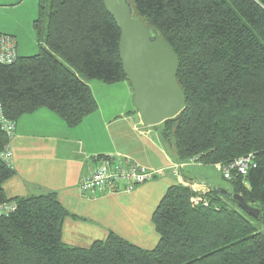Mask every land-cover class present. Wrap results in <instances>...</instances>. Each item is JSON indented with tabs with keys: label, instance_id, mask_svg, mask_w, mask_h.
<instances>
[{
	"label": "trees",
	"instance_id": "obj_1",
	"mask_svg": "<svg viewBox=\"0 0 264 264\" xmlns=\"http://www.w3.org/2000/svg\"><path fill=\"white\" fill-rule=\"evenodd\" d=\"M129 2L179 58L186 108L161 125L173 160L213 168L253 155L256 167L231 181L222 175L231 189L219 190L242 196L259 217L216 188L202 195L206 205H195L190 186L176 185L154 212V249L113 232L89 248L69 246L63 224L77 217L55 192L6 197L3 185L15 171L1 156L12 138L0 123V205L17 207L0 215V264H264V0ZM33 28L39 52L18 56L10 35L15 61L0 63V115L15 126L44 108L76 128L99 108L89 82H129L121 31L103 0H39Z\"/></svg>",
	"mask_w": 264,
	"mask_h": 264
},
{
	"label": "crops",
	"instance_id": "obj_2",
	"mask_svg": "<svg viewBox=\"0 0 264 264\" xmlns=\"http://www.w3.org/2000/svg\"><path fill=\"white\" fill-rule=\"evenodd\" d=\"M38 3L39 0H0V14L11 7L27 5L28 19L33 21ZM0 33L16 38L20 57L33 54L39 45L32 38L29 52L20 31L0 26ZM96 85L100 84L89 82L98 111L76 128L67 127L44 108L18 121L10 142V166L15 175L3 185L4 192L10 200L55 192L61 205L78 218H68L63 224L62 239L69 246L89 248L113 232L138 247L154 249L159 236L152 218L169 188H223L204 177L203 172L210 168L200 164L181 167L183 164L173 160L159 127L143 124L132 102L129 82L99 86V90L114 94L112 104L99 101ZM108 158L129 160L164 175L131 192L86 196L80 188L81 181ZM213 169L221 173L219 166Z\"/></svg>",
	"mask_w": 264,
	"mask_h": 264
},
{
	"label": "water",
	"instance_id": "obj_3",
	"mask_svg": "<svg viewBox=\"0 0 264 264\" xmlns=\"http://www.w3.org/2000/svg\"><path fill=\"white\" fill-rule=\"evenodd\" d=\"M121 31L119 55L133 91V104L145 126L159 127L177 119L186 108V96L176 75L179 58L155 29L136 17L129 0H103ZM236 200L247 215L260 211L237 194L218 190Z\"/></svg>",
	"mask_w": 264,
	"mask_h": 264
},
{
	"label": "built area",
	"instance_id": "obj_4",
	"mask_svg": "<svg viewBox=\"0 0 264 264\" xmlns=\"http://www.w3.org/2000/svg\"><path fill=\"white\" fill-rule=\"evenodd\" d=\"M15 56V39L10 35L0 34V63L12 64L15 61ZM0 123L2 130L12 138L16 128L15 124L2 115H0ZM1 156L10 165V160L12 159L10 147H7ZM194 162L195 160L192 159L191 163ZM183 166L185 165H181V167ZM255 167L256 163L254 156L248 155L237 159L230 165L219 166V170L226 180L231 181L234 175L246 176L249 170ZM163 175L164 173L160 170H147L139 164L129 160H114L113 158H108L103 160L99 167L81 181L80 188L86 196L92 197L101 196L105 193L116 194L131 192L139 186L154 179H158ZM202 202L204 203L202 198H196L194 201L195 205ZM204 205H206V203H204ZM16 208L17 207L11 203L0 205V215L14 212Z\"/></svg>",
	"mask_w": 264,
	"mask_h": 264
},
{
	"label": "rangeland",
	"instance_id": "obj_5",
	"mask_svg": "<svg viewBox=\"0 0 264 264\" xmlns=\"http://www.w3.org/2000/svg\"><path fill=\"white\" fill-rule=\"evenodd\" d=\"M28 15H29V10H28L27 5H25L24 7H20L18 9L17 7H11L3 11V13L0 14V19H1L0 26L1 28L5 27L8 29H16L20 31L24 40H27L28 42L27 49L30 52L32 51L31 50L32 49V46H31L32 38L34 39L35 37L37 42H39V40L33 28L34 20L30 21V19H28L29 17ZM36 48L37 49L35 50V52H33V54H29V56H33L39 52V45ZM92 82H97V84H100V85L94 86V91H96V95H98L97 97L99 98V101L102 104L104 103L112 104V102L116 100L114 98V94L106 93L105 91L106 89L103 91L98 89L99 86H104L105 84L101 83L100 81H92ZM108 86H111V85H108ZM132 102H133V98H132ZM203 174H205L204 177H207V181H210L211 183L217 185L218 187H221L227 190L231 189L230 184L221 178V175H220L221 173L219 172L217 173L213 168H210L209 171L207 172H203ZM190 188L198 195L196 198H203L202 195L210 191L208 187H204L203 189H201L202 187H198V185L192 186V187L190 186Z\"/></svg>",
	"mask_w": 264,
	"mask_h": 264
},
{
	"label": "bare ground",
	"instance_id": "obj_6",
	"mask_svg": "<svg viewBox=\"0 0 264 264\" xmlns=\"http://www.w3.org/2000/svg\"><path fill=\"white\" fill-rule=\"evenodd\" d=\"M154 180H156V179H154ZM153 181V180H152ZM140 187V186H139ZM137 189V188H136Z\"/></svg>",
	"mask_w": 264,
	"mask_h": 264
}]
</instances>
